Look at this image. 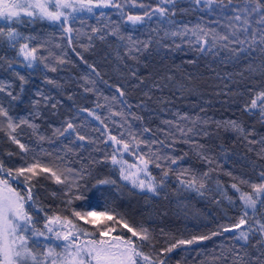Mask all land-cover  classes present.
Returning a JSON list of instances; mask_svg holds the SVG:
<instances>
[{
    "label": "trees",
    "instance_id": "obj_1",
    "mask_svg": "<svg viewBox=\"0 0 264 264\" xmlns=\"http://www.w3.org/2000/svg\"><path fill=\"white\" fill-rule=\"evenodd\" d=\"M137 1L144 7L127 6L123 15L112 7L94 8L91 13L66 9V15L71 14L63 27L61 21L39 16L21 15L23 22L0 18L5 32L0 35V106L14 125L28 121L13 132L7 118L0 116V173L15 180L21 195L27 196L26 190L31 188L33 200L26 201L25 211L32 217L29 229L34 233L47 232L49 217L56 215L73 219L77 227L91 232L92 225L72 216L73 210L87 211L91 205L97 211L114 209L131 224L148 228L151 244L146 243L143 251L154 260L163 259L164 264H264V243L256 227L247 242L238 240L234 230L160 254L180 239L210 235L237 223L244 211L240 193L252 194V184L264 183L260 176L264 172V144L260 143L264 118L259 115V105L250 109V101L264 91V47H249L250 40L224 47L221 41L199 51L191 32L187 38L172 35L197 26L216 33L230 31L222 24L234 14L228 0L211 7L196 5L194 0H176L174 7L166 6L170 9L167 16L154 14L133 25L126 19L128 14L143 16L158 2ZM257 2L233 0L240 7ZM258 19L254 17L253 29L260 27L255 23ZM68 26L73 29L70 34L64 31ZM9 28L19 34L16 41L7 37ZM94 28L100 31L94 33ZM117 28L118 34L112 35ZM129 36L135 44L128 41ZM144 42L150 46L137 52ZM24 43L37 48L32 66L20 53ZM117 87L123 89L124 97H119ZM184 116L189 119H182ZM230 121L239 124L244 133L233 129ZM68 122L76 126L75 131H64ZM32 124L37 127L33 129ZM177 126L193 131L184 134ZM129 131L139 140L156 141L152 151L160 156L182 157L170 166L173 171L159 195L134 189L108 159L116 147L108 139L109 133L118 138L124 133L128 139ZM77 132L86 139L79 140ZM13 136L28 151L20 149ZM123 159L129 164L137 161L128 153ZM37 160L58 174L64 172L69 180L58 184L50 173L39 170L31 180L26 179L31 173L17 174L16 169ZM164 167H168L166 162ZM68 168L75 171L69 174ZM184 169L187 172L182 176ZM149 171L160 179V168L153 164ZM76 172L84 175L79 184L87 185L80 189L87 199H72L76 189L68 190ZM192 175L204 184L199 191L180 183ZM98 179L114 180L115 184L101 186V193L95 187ZM255 212L264 214L259 200ZM28 246L41 259L33 243L29 241ZM236 251L242 260H237Z\"/></svg>",
    "mask_w": 264,
    "mask_h": 264
},
{
    "label": "snow or ice",
    "instance_id": "obj_2",
    "mask_svg": "<svg viewBox=\"0 0 264 264\" xmlns=\"http://www.w3.org/2000/svg\"><path fill=\"white\" fill-rule=\"evenodd\" d=\"M135 0H133V4ZM196 5L203 3L207 7H211L213 4L219 3L223 5V0H194ZM176 4V0H158L157 7L152 11H145L144 15H131L128 14L126 19L131 24L135 25L142 23L147 17L151 19L154 14H159L160 16H167L170 9L166 7L167 5ZM228 4L231 5V10L234 13L229 20L227 25L230 31H224L223 33H216L212 31H206L204 29L197 28L187 29L185 28L182 32H173V36H182L187 38L189 32H191V37L194 38L195 44L199 45L198 50L204 51L205 46L215 47L218 42H224V47H228L229 43L242 44L249 40L251 43L249 47L256 45L258 47H264V0H258L255 5L245 4V6L240 7L239 5L233 4V0H228ZM112 7L117 10H121L124 7V2H118V0H0V18L5 20H12L17 18L16 22H23L21 18V13L26 14L28 17L39 16L40 18H46L50 21H61V26L67 23L68 13L66 15L65 10L70 9L72 13L77 11L87 10V12H93L94 8H108ZM139 7H144V5H139ZM31 9V10H29ZM51 9V10H50ZM174 14V12L172 13ZM100 15H104L103 12ZM123 15V13H122ZM255 16L259 19L255 20V23L260 25V27L253 29L252 23ZM63 17V20H62ZM67 33H72L73 29L68 26L64 28ZM94 33L99 32V29H93ZM112 35L118 34V28L111 32ZM0 35H5L4 29L0 28ZM7 37L16 41L19 34L12 28L6 33ZM211 37L209 39L208 37ZM240 36H245V40H241ZM100 39H104L101 35ZM73 37L69 35L68 42L71 43ZM92 37H89L91 40ZM120 39H125L120 36ZM130 43L135 44L132 41V37H127ZM189 43H193V40H189ZM149 43L144 42L142 47H137L135 50L140 52L149 47ZM37 48H29L28 43L20 45V53L26 61H28L29 66L37 60L36 56ZM55 71V68L52 69ZM21 81H24V77H19ZM3 89L0 88V91ZM116 92L119 97H124L125 92L122 88L117 87ZM10 96L11 92L8 93ZM115 98V97H114ZM16 99V97H13ZM261 101L259 105V115L264 118V91H261L254 99L250 101V109H257V101ZM125 104V101H120ZM55 107V105H52ZM84 111H88L85 109ZM119 114V113H118ZM90 115H95V113H90ZM0 116L7 118L8 128L13 132L16 130L20 124L28 123L27 120H21L19 124H13L12 118L9 116L8 112L3 106H0ZM96 120L104 123L100 116L95 117ZM184 120H188L187 116L182 117ZM170 123V122H169ZM206 123V122H205ZM229 125L240 133H244V129L241 128L239 124L235 121H230ZM33 129L37 126L35 124L30 125ZM107 127V125H105ZM76 126L68 122L66 129L75 131ZM177 130L187 134L193 131L192 128L185 129L179 128ZM145 131H148L145 129ZM56 133L63 135L60 129L55 130ZM79 140L83 141L86 139L85 136L76 133ZM128 139H125V134L121 133L120 138L116 135H111L109 133L108 139L113 142L116 147L113 148V152L108 159L113 166H118V171L121 178L124 181H128L134 189H138L140 192L151 193L153 195H159L160 191L163 190L165 180L169 175L171 165L178 164V160L182 159L175 157L160 156L157 152L152 151L151 145L156 143V141H146L139 140L137 136L131 131L127 133ZM246 138V136H245ZM44 139V137H40ZM12 140L19 145L20 149L28 151L23 143H20L15 136ZM162 143V142H161ZM255 143V141H252ZM264 144V138L260 141ZM144 145V149L140 148V145ZM264 152V150H262ZM128 153L135 156L138 163L129 164L127 160L123 159V155ZM207 160L208 158L205 157ZM168 167H164V163ZM211 162V161H209ZM155 165L156 168L161 169L160 179L152 176L149 171L150 165ZM3 166L0 165V169ZM39 172L50 173L51 177L55 178V182L58 184H64L69 180V176L65 175L64 172L53 170L51 167L43 166L38 160L34 161L27 167H21L16 169L18 175H24L25 173H31L32 176L26 179L31 180L33 176H37ZM67 173L71 174L75 170L66 169ZM187 172V169L181 171L183 176ZM9 176L12 175V170H7ZM207 175V174H205ZM64 176V179L61 177ZM261 179L264 180V172L260 173ZM84 179L82 172H76L71 178V183L69 184V191L73 188L76 189L73 193L72 199L83 200L87 199L80 189L86 188L87 185L79 184V180ZM181 184H185L188 188H196L199 191L200 188L204 187L202 182L198 181L195 175H192L188 180H180ZM115 184L114 180L110 179H98L96 181L97 191L102 193L101 186ZM197 184L199 186L197 187ZM0 264H164L163 259L154 260L149 254L143 251V247L147 243L151 244V233L148 228L143 226H136L131 224L121 213L115 211L114 209L106 210H92V206L89 205V210L87 211H72V216L77 218L79 221H83L86 224L92 225V231L89 232L83 227H77V224L73 223V219L62 218L59 215L49 217L48 223L46 225L48 232H53L51 225L61 224L62 230L55 231V237L57 240H63L65 243L62 245V251L57 253L53 248H49L48 252L44 255L42 259H38L37 255L28 246L29 237L25 235L29 231L28 225L32 222V217L25 211L26 201H32L31 188L26 190L27 196L21 195L16 192L15 189L8 186V181L6 179H0ZM233 188L240 191L236 184L232 185ZM253 193L241 192L239 199L243 203L244 211L240 216L237 223L232 224L230 227H223L220 231L212 232L210 235H200L193 236L191 239H180L175 243L171 244L169 247L161 250V255L165 252H171L174 248L180 245H191L199 241L210 240L213 236L221 235L223 232H233L238 231L237 239L240 241L247 242L249 240L250 232H253L252 225L249 224V209L255 210L257 207V202L264 205V199H260V196L264 194V183L252 184ZM55 195V193H54ZM256 197L255 199L253 197ZM72 199H69L68 204L72 203ZM258 225V231L261 233V243H264V223L260 221H255ZM67 226H71L70 228ZM245 226H247L245 228ZM66 229V230H64ZM120 229V231H118ZM123 230H126V235ZM36 235H44L42 232H36ZM82 237H88L81 242ZM264 255V253H262ZM51 257V259H48ZM235 257L237 260H242L239 251L235 252ZM259 259V258H258Z\"/></svg>",
    "mask_w": 264,
    "mask_h": 264
},
{
    "label": "rangeland",
    "instance_id": "obj_3",
    "mask_svg": "<svg viewBox=\"0 0 264 264\" xmlns=\"http://www.w3.org/2000/svg\"><path fill=\"white\" fill-rule=\"evenodd\" d=\"M118 2H122V0H119ZM124 2V7L121 9L122 13L124 12L125 8L127 6L129 7H133V8H139V2L137 0H135V3L133 4V0H123ZM31 10V9H29ZM21 15H25L24 13H21ZM225 16V15H224ZM63 19V17H62ZM230 20V19H229ZM73 24H75L74 22H72ZM222 24L224 25V30L228 29L227 25L229 24V22H225L223 21ZM213 28H216V26H214ZM217 30H221L219 28H217ZM222 31V30H221ZM84 32V30H79V34H82ZM257 104L260 105L261 101H257ZM138 163V161H131L130 164H136ZM0 179H6L8 181V186H10L11 188L15 189L16 192H18L17 189V183L15 182V180H13L10 177H7L6 175H2L0 173ZM0 188H3V185H0ZM254 199L256 198L255 196L253 197ZM258 205V202H257ZM25 207V206H24ZM256 210V209H255ZM255 210H251L249 209V224L252 225V228L256 227L258 228V225L255 224V221H260L261 223H264V214L261 213V216H259ZM30 227V225H28V228ZM51 227L53 228V232H42L44 233V235H36L33 231H31L29 229V231L27 233H25L26 236L29 237L28 242H32L33 246L36 247V252L38 253V256H40V258L42 259L44 257V255L48 252L49 248H53L55 250V252L59 253L62 251V245L65 243L63 240H57L55 237V231H60L62 230V225L61 224H53L51 225ZM67 227H71V226H67ZM247 226H245L246 228ZM66 230V229H64ZM238 231L237 230V235H238ZM88 237H82L81 238V242H83L84 239H87ZM34 252L35 250L32 249ZM48 259H51V257H49Z\"/></svg>",
    "mask_w": 264,
    "mask_h": 264
}]
</instances>
